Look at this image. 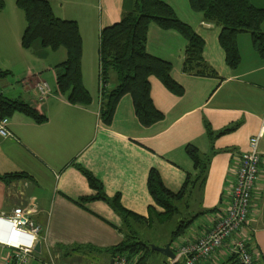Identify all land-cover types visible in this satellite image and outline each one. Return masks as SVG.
I'll return each instance as SVG.
<instances>
[{
	"label": "crops",
	"instance_id": "crops-1",
	"mask_svg": "<svg viewBox=\"0 0 264 264\" xmlns=\"http://www.w3.org/2000/svg\"><path fill=\"white\" fill-rule=\"evenodd\" d=\"M134 1L52 0L58 17L75 20L80 27L83 83L92 96L87 106L71 104L58 88L55 67L66 59V50L47 49L38 41L33 48H23L24 13L13 7L14 19L7 17V6L0 11V64L12 56L26 64L35 63L23 74L20 85L0 81V93L30 104L47 117L42 123L20 111L8 117L14 138L0 137V217L20 207L41 226V251H36L28 264L51 260L80 264L85 256L110 261L103 251L124 239L123 221L103 200L80 202L95 191L77 166L93 173L108 196L119 195L124 208L148 217L149 207L155 206L148 188L150 171L157 170L164 185L177 193L188 174L192 178L199 174L188 153V147L193 146L208 159L203 184L196 189L203 192L204 209L199 212L217 208L196 218L188 232L179 237L181 241L195 240L214 227L229 205L237 163L242 153L250 150L251 138L260 135L258 149L263 161L244 234L264 264V58L253 46L252 36L242 33L237 38L241 62L237 68H230L219 41L220 26L204 21L201 13L191 9L189 0H163L204 38L203 60L209 72L185 70L186 38L175 30L151 24L147 51L172 64V76L184 92L179 95L170 91L153 76L151 97L163 113L162 119L142 124L132 97L126 95L107 125L100 116V32L120 21ZM250 1L264 9V0ZM262 30L264 33V24ZM40 81L51 88L46 98L38 93L36 85ZM116 84L112 72L108 89ZM16 172L29 177L4 178ZM193 197L186 211L195 214L199 212L192 210ZM10 231L11 224L0 218V264L11 254L2 240ZM231 256L224 248L200 264H235Z\"/></svg>",
	"mask_w": 264,
	"mask_h": 264
},
{
	"label": "trees",
	"instance_id": "trees-1",
	"mask_svg": "<svg viewBox=\"0 0 264 264\" xmlns=\"http://www.w3.org/2000/svg\"><path fill=\"white\" fill-rule=\"evenodd\" d=\"M189 1L191 9L201 13L204 21L220 26L219 41L230 68H237L241 62L237 38L242 33L252 36L253 46L264 58L263 8L255 6L250 0ZM16 3L23 11L26 20V27L21 37L22 47L30 49L38 41L47 49L64 48L67 57L55 67L58 88L67 96L71 104L89 105L92 96L83 83V38L77 21L58 17L53 11L52 0H16ZM4 8L5 0H0V11ZM151 24L164 30H175L186 38L185 70L200 74L209 72L203 60L204 38L191 25L181 20L170 4L163 0H135L134 6L120 21L104 27L100 32V116L107 125L112 123L116 108L126 95L132 97L135 113L142 124L151 125L162 119L163 113L155 107L151 97L150 79L153 76L161 80L170 91L179 95L184 92L183 86L172 76V64L147 51ZM112 72L116 75L117 84L113 89H108ZM8 74V71H0V76ZM15 111L31 116L38 123L47 120L44 114L30 104L7 98L0 93V118L9 117ZM188 153L193 157L199 174L194 178L188 174L184 186L177 193L170 191L164 185L157 170L150 171L148 188L155 206L149 207L148 217L137 215L124 208L119 195L108 196L102 182L93 173L82 166H77L95 191L94 195L83 197L80 202L103 200L123 221L124 239L113 248L103 251L107 255L110 254V261L118 253H127L130 256H138V264H146L149 256L156 253L152 250L149 241L144 242L139 239L134 229L136 224L161 226L179 217L177 229L171 232L167 241L173 243L188 232L196 218L205 213H213L217 209L195 214L186 211L191 207V196L203 184L208 163V159L200 156L195 147L189 146ZM23 177L29 176L24 172L4 175L8 181ZM231 258L235 264H239L234 256Z\"/></svg>",
	"mask_w": 264,
	"mask_h": 264
},
{
	"label": "built area",
	"instance_id": "built-area-1",
	"mask_svg": "<svg viewBox=\"0 0 264 264\" xmlns=\"http://www.w3.org/2000/svg\"><path fill=\"white\" fill-rule=\"evenodd\" d=\"M37 90L41 98H46L51 93L46 81L38 82ZM9 126L8 117L0 118V137L14 138ZM259 137L260 135L251 138L250 150L242 153L237 163L229 205L221 212L214 227L195 240L174 241L171 248L176 257L174 259L168 257L162 264H200L212 259L224 248L229 250L239 264H261L257 251L250 247V241L244 234V229L248 226L251 199L260 178L263 161L258 149ZM3 217L0 218L11 224L9 239L4 242L11 250V254L3 264H28L36 254V245L42 241L41 226L35 223L28 210L20 207L14 209L12 214ZM138 261V256L118 253L111 259L110 264H138ZM44 264L56 263L51 260Z\"/></svg>",
	"mask_w": 264,
	"mask_h": 264
},
{
	"label": "rangeland",
	"instance_id": "rangeland-1",
	"mask_svg": "<svg viewBox=\"0 0 264 264\" xmlns=\"http://www.w3.org/2000/svg\"><path fill=\"white\" fill-rule=\"evenodd\" d=\"M7 6V17L8 18H16L15 14L11 12L13 9L17 8L19 10L20 8L16 5V0H5V7ZM15 7V8H13ZM23 12V11H20ZM33 48V47H32ZM64 49V48H62ZM65 50V49H64ZM14 55V54H13ZM3 64H0V70L1 71H8V69H11L12 72H9L6 76H0V81L3 84H14L18 83L20 85V80L23 74L29 69L34 68V62L26 64L22 60H17L16 56L8 57L5 60H3ZM44 67L47 66V60L43 61ZM51 71H48V73ZM37 86V85H36ZM202 195L203 192H199V190H196L193 197V212H199L201 209H204V204L202 203ZM178 218L164 224V225H154V226H147L145 224H136L134 226V229L137 231V235L140 240L144 242H150L151 245H157V246H163L167 243V241L170 238L171 232L177 229L178 224ZM43 239V238H42ZM42 242V241H41ZM40 242V243H41ZM110 255V254H108ZM165 259V256L159 252L152 253V255L149 256L146 264H162ZM80 264H109V259L105 258V260L101 257H90L85 256L83 258V261Z\"/></svg>",
	"mask_w": 264,
	"mask_h": 264
},
{
	"label": "water",
	"instance_id": "water-1",
	"mask_svg": "<svg viewBox=\"0 0 264 264\" xmlns=\"http://www.w3.org/2000/svg\"><path fill=\"white\" fill-rule=\"evenodd\" d=\"M171 244H172L171 242H168L165 246H157V245L152 244L151 248H152V250L163 254L167 258L170 257V258L174 259L176 257V255H175V252L171 248ZM35 250L37 252L41 251V243L40 242L36 245Z\"/></svg>",
	"mask_w": 264,
	"mask_h": 264
},
{
	"label": "bare ground",
	"instance_id": "bare-ground-1",
	"mask_svg": "<svg viewBox=\"0 0 264 264\" xmlns=\"http://www.w3.org/2000/svg\"><path fill=\"white\" fill-rule=\"evenodd\" d=\"M14 238V237H13ZM9 239V236L4 240V239H2L3 241H7Z\"/></svg>",
	"mask_w": 264,
	"mask_h": 264
}]
</instances>
